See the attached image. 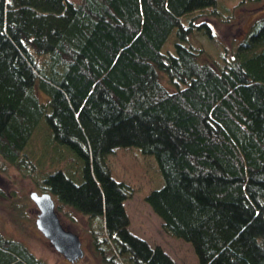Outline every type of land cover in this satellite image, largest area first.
<instances>
[{"label": "trees", "instance_id": "obj_1", "mask_svg": "<svg viewBox=\"0 0 264 264\" xmlns=\"http://www.w3.org/2000/svg\"><path fill=\"white\" fill-rule=\"evenodd\" d=\"M242 3L0 0V170L88 217L101 264H177L130 230L109 157L131 148L198 264H264V17L233 48L206 20ZM0 264L47 263L0 231Z\"/></svg>", "mask_w": 264, "mask_h": 264}, {"label": "rangeland", "instance_id": "obj_2", "mask_svg": "<svg viewBox=\"0 0 264 264\" xmlns=\"http://www.w3.org/2000/svg\"><path fill=\"white\" fill-rule=\"evenodd\" d=\"M221 2L232 7L243 2L235 8L229 22L218 18L206 19L224 44L233 48L240 43L252 24L264 17V0ZM203 43L205 44V40ZM131 149L118 150L109 157L113 176L127 181L135 188V194L125 203L130 217V230L150 244L161 246L177 264H198L190 244L168 235L162 227L161 218L145 201V196L159 184L153 157L144 155L138 148ZM5 167V171L0 170V231L26 243L47 264H101L100 259L92 252L88 217L68 206L58 210L64 226L80 235L85 251L83 259L75 263L69 262L53 249L49 240L36 226L39 210L30 194L41 191L33 179L8 163Z\"/></svg>", "mask_w": 264, "mask_h": 264}, {"label": "water", "instance_id": "obj_3", "mask_svg": "<svg viewBox=\"0 0 264 264\" xmlns=\"http://www.w3.org/2000/svg\"><path fill=\"white\" fill-rule=\"evenodd\" d=\"M30 197L39 210L36 226L55 251L72 263L84 258L85 251L80 235L63 226L51 194L33 191Z\"/></svg>", "mask_w": 264, "mask_h": 264}]
</instances>
